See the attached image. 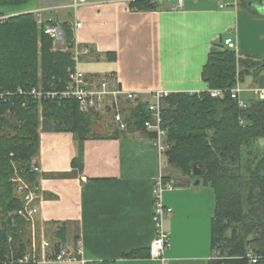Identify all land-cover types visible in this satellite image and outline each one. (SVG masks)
Instances as JSON below:
<instances>
[{
	"label": "crops",
	"instance_id": "obj_1",
	"mask_svg": "<svg viewBox=\"0 0 264 264\" xmlns=\"http://www.w3.org/2000/svg\"><path fill=\"white\" fill-rule=\"evenodd\" d=\"M24 12L69 25L81 53L78 68L89 79L108 80L125 99L130 94L150 103L158 91H207L203 67L210 53L229 48L227 39L238 57L257 61L240 80V98L254 96L247 88H264V0H183L181 8L174 0L153 10L131 8L129 0H86L76 9L70 0H29L4 14ZM106 135L85 139L82 164L72 165L80 148L73 133L39 129V150L32 159L38 173L34 218L41 229L53 232L56 224L66 222L62 246L79 256L40 264H209L213 190L187 185L186 178L174 175L144 133ZM257 142L264 147V137ZM159 175L183 183L162 193L163 203L172 209L163 222L166 260L154 259L150 252L126 258L133 249L150 251Z\"/></svg>",
	"mask_w": 264,
	"mask_h": 264
},
{
	"label": "trees",
	"instance_id": "obj_2",
	"mask_svg": "<svg viewBox=\"0 0 264 264\" xmlns=\"http://www.w3.org/2000/svg\"><path fill=\"white\" fill-rule=\"evenodd\" d=\"M28 1L0 0V17L5 15L6 8ZM129 6L153 10L159 8V3L129 0ZM56 24L64 32L66 49L62 51L52 49L53 40L44 32L45 25ZM72 48L69 25L54 20L39 23L34 12L0 19V89H29L39 81L44 86L61 87L68 70L74 66ZM256 62L250 57H238L230 48L212 52L203 67V78L209 88L228 89L235 84L237 63L241 66L238 72L241 80ZM21 101L15 99V105L0 101V264H37L31 258L18 262V258L33 251L28 223L17 214L23 206V196L17 192L16 178L36 191L38 173L33 170L32 159L39 150V129L73 133L80 148L72 165L82 164L81 145L85 139L107 136L93 129L102 118L100 113L80 111L74 99L43 101L41 110L36 102L29 101L22 106ZM245 102L242 108L228 92L220 98L212 97L207 91L171 92L160 100L161 127L166 130L161 158L186 178L187 185L198 179L200 184L213 190V255L209 264H264V147L257 142L264 137V97L252 96ZM120 105L128 111L123 117L126 130L112 124L109 136L126 131L144 133L150 138L156 136L144 124L151 119L148 102L137 100L128 107V99H120L118 109ZM107 110L115 109L107 107ZM193 164L199 167L198 175L192 173ZM162 178L166 180L169 176L162 175ZM174 183L175 186L183 184L176 180ZM66 233V222L56 224L50 245L52 255L65 243ZM38 249L35 260L39 258ZM149 252V248L133 249L123 256L140 258ZM248 252L256 258L255 262L249 263ZM84 264L110 262L86 261Z\"/></svg>",
	"mask_w": 264,
	"mask_h": 264
},
{
	"label": "built area",
	"instance_id": "obj_3",
	"mask_svg": "<svg viewBox=\"0 0 264 264\" xmlns=\"http://www.w3.org/2000/svg\"><path fill=\"white\" fill-rule=\"evenodd\" d=\"M151 2L163 3L165 1H174V0H150ZM176 8H181L183 0H175ZM86 3V0H70V5L74 9ZM8 15H3L0 19ZM39 17V16H38ZM39 23L44 21L39 17ZM81 23H76L75 27H79ZM44 32L47 33L52 40L65 44L64 32L63 29L58 25H45ZM225 44L229 48L235 47L234 43L227 39ZM71 58L73 60L74 66L68 70L67 79L61 87H56L52 84L44 86L41 82L38 86L31 87L29 89H24L22 87H17L14 90H1L0 89V101L8 102L11 105H15V99H22L21 105L25 106L28 102H36L41 108L43 101L47 100H61L63 98L74 99L78 108L82 112H97L106 107H111L115 109L114 120L117 122L119 129L123 130L126 128V124L120 117V111L117 108L119 105L120 98H123L125 95L118 87H113L106 79L92 80L87 78L85 73L80 70L77 66L78 59L80 56V50L77 43H73V48L71 51ZM239 70L236 72V83L234 86L228 89L221 88H210L207 92L212 97L223 98L225 93L228 92L231 99L237 101L238 105L242 108L246 106L244 99L240 98V92L244 89L240 86L239 79ZM246 91H250L254 96L264 97V88H247ZM169 94L168 91H158L153 95V101L148 103V110L151 115V119L145 121V127L149 131H154L156 136L151 138V142L157 149L159 156L164 152L165 146L161 143L165 138L166 130L161 127V108L160 100ZM128 97H131L128 94ZM127 99V98H126ZM33 170H37L36 166H32ZM17 180V192L20 193L23 197V206L17 211V214L24 218L27 222L31 223L34 221V215L37 211L36 206V191L31 189L27 183H25L21 178H16ZM175 186L173 179H163L162 175H159L154 183V202H153V222H154V231L155 235L150 245V257L158 259L165 262L164 251L169 246L167 232L164 229L163 222L171 214L172 209L165 205L162 201V193L165 190L171 189ZM36 241L34 233L32 235V254H26L21 258H18V262H25L28 259H33L37 264L45 262L48 260H72L76 258V255L73 252L60 246L59 251L52 255V249L48 241H41V255L36 260L35 250H36ZM247 257L249 263L256 261V258L248 252Z\"/></svg>",
	"mask_w": 264,
	"mask_h": 264
},
{
	"label": "rangeland",
	"instance_id": "obj_4",
	"mask_svg": "<svg viewBox=\"0 0 264 264\" xmlns=\"http://www.w3.org/2000/svg\"><path fill=\"white\" fill-rule=\"evenodd\" d=\"M52 49L53 50H61L62 51L64 49H66V43L65 44H61L60 42H56L55 43L53 41V48ZM236 72H237V70H236ZM40 83H41V81H39L38 85ZM235 83H236V81H235ZM120 99L124 100L125 98H120ZM136 101H137L136 98L129 97L127 106L129 107L131 105H134L136 103ZM123 106L124 105H120V109H119V111L121 110L120 111V117H122V119H124L123 117L126 116V114L128 113V111L124 108L125 106L124 107ZM39 109L41 110L40 107H39ZM122 109L125 110V111L122 112ZM97 112L100 113V116H102V118H100V120H98V122H96V126H94V128H93L95 132H97L98 134H101V135L102 134L106 135V134H109L111 132V127H114L115 125L118 127L117 122L113 118L115 110H109L108 111L107 107H106L105 109H102V110L97 111ZM112 124L113 125L115 124V125L112 126ZM123 130L125 131L126 128H124ZM161 143L164 146H166L164 140H162ZM163 160H164V158H163ZM172 172H173L174 175L177 174V175H179V177H181L180 173L175 168L172 169ZM163 173L165 174V172H163ZM37 211H38V206H37ZM37 211H36V213H37ZM27 223H28L27 224V228H28L27 230H28V232L30 234L29 236H30V239H31V249H32V235L34 233V237H35V241H36V246L35 247H36V249H37V247L39 248L38 250H39V257H40V255H41V249H40L41 248V246H40L41 245V241L43 239H45L51 245V243L53 241V236H54L52 234L53 230L45 228V227H44L45 228L44 230L41 229L40 225L37 224L36 218H34L33 222H31V223L27 222ZM41 230H42V232H40Z\"/></svg>",
	"mask_w": 264,
	"mask_h": 264
},
{
	"label": "water",
	"instance_id": "obj_5",
	"mask_svg": "<svg viewBox=\"0 0 264 264\" xmlns=\"http://www.w3.org/2000/svg\"><path fill=\"white\" fill-rule=\"evenodd\" d=\"M192 173L194 175H198L199 174V167L196 164H193L192 165ZM192 184L193 185L199 184V180L198 179H195Z\"/></svg>",
	"mask_w": 264,
	"mask_h": 264
},
{
	"label": "bare ground",
	"instance_id": "obj_6",
	"mask_svg": "<svg viewBox=\"0 0 264 264\" xmlns=\"http://www.w3.org/2000/svg\"><path fill=\"white\" fill-rule=\"evenodd\" d=\"M3 19V18H2Z\"/></svg>",
	"mask_w": 264,
	"mask_h": 264
}]
</instances>
